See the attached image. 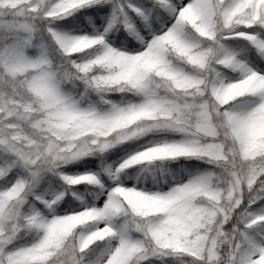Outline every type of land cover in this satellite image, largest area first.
<instances>
[{"label": "snow or ice", "instance_id": "1", "mask_svg": "<svg viewBox=\"0 0 264 264\" xmlns=\"http://www.w3.org/2000/svg\"><path fill=\"white\" fill-rule=\"evenodd\" d=\"M0 264H264V0H0Z\"/></svg>", "mask_w": 264, "mask_h": 264}]
</instances>
